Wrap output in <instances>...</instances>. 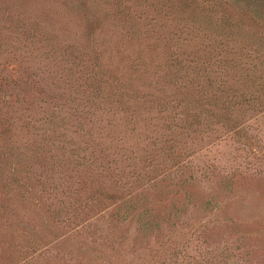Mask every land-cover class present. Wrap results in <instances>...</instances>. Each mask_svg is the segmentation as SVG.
Listing matches in <instances>:
<instances>
[{"label": "rangeland", "instance_id": "1", "mask_svg": "<svg viewBox=\"0 0 264 264\" xmlns=\"http://www.w3.org/2000/svg\"><path fill=\"white\" fill-rule=\"evenodd\" d=\"M0 264H264V0H0Z\"/></svg>", "mask_w": 264, "mask_h": 264}]
</instances>
